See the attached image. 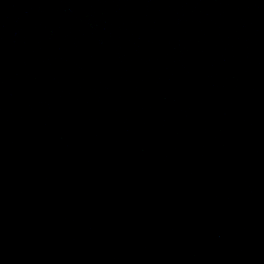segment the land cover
Listing matches in <instances>:
<instances>
[{
  "label": "water",
  "instance_id": "95a60500",
  "mask_svg": "<svg viewBox=\"0 0 264 264\" xmlns=\"http://www.w3.org/2000/svg\"><path fill=\"white\" fill-rule=\"evenodd\" d=\"M103 1L107 0H14V3L0 6V209L17 214L15 218L1 215L0 258L10 264H142L138 239L134 236L132 245L135 249L124 259L125 242L121 239L118 218L113 226L101 233L102 223L96 227V219L90 220V213L84 210L85 201L89 202L88 206L99 203L94 179L98 175L97 168L114 167L117 170L114 180L125 176L135 166L137 156L127 151L122 132L110 121L109 129L97 141L100 152L94 153L96 160L88 162L81 152H76L79 137L87 128L84 124H74V136L58 140L53 134L49 137L46 130L64 122L59 119L58 112L53 113L52 118H48V112L35 113L41 102L35 96L40 89L41 72L36 66L30 67V62L39 64L76 56L66 36L73 40L84 38L94 41V48L99 47L104 39L105 42L110 41V38L94 34L92 38L83 37L82 29L77 33L66 24L77 14L95 13ZM186 1L183 0L182 4ZM105 19L110 21L109 17ZM53 23H57L55 27ZM113 37L119 42L117 34ZM71 122L77 123L74 119ZM121 123L125 126L124 121ZM172 136L169 134L168 137ZM132 137L137 138V135L131 133ZM50 142H54L55 148L59 147L54 157H48L46 152L45 145ZM127 142L131 148V142ZM160 143L159 152L151 154L145 152L148 150L145 148L140 152L142 158L158 163L168 153L172 141ZM186 156V152L170 154L166 159L169 171L160 166L159 170L146 174L148 181L157 185L154 188L156 192L162 188L160 180L173 174V167L182 166ZM194 171L195 167L190 163L177 170L181 174ZM57 172L59 175L55 176ZM87 173L91 177H87ZM59 187L67 199L58 203L54 192ZM134 190L133 183L127 182L124 191L130 193ZM36 195L39 196L35 199ZM42 203L49 207L45 212L41 211ZM224 214L230 222L236 223L227 211ZM136 217L138 223L145 222L146 215L142 211ZM198 219L208 222L211 216ZM19 227H28L33 234L39 232L48 236L31 237L24 243L22 236L16 235L25 234V231L18 230ZM94 232L99 233L93 238ZM242 234L247 235L244 231ZM221 251L223 253L217 255L216 262L213 258L210 260L205 252L186 264H264L263 254L256 252L252 255L249 248L242 245L222 246ZM182 261L179 256V264H184Z\"/></svg>",
  "mask_w": 264,
  "mask_h": 264
}]
</instances>
